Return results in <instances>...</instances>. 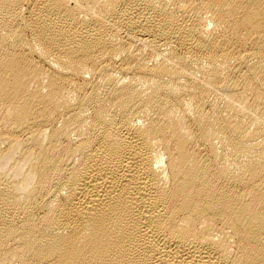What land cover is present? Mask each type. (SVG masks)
<instances>
[{"label": "bare ground", "instance_id": "obj_1", "mask_svg": "<svg viewBox=\"0 0 264 264\" xmlns=\"http://www.w3.org/2000/svg\"><path fill=\"white\" fill-rule=\"evenodd\" d=\"M0 264H264V0H0Z\"/></svg>", "mask_w": 264, "mask_h": 264}]
</instances>
